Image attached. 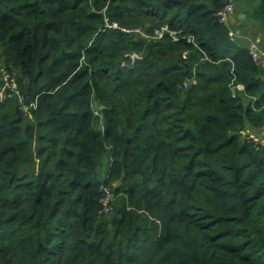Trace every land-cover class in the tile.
<instances>
[{
  "label": "trees",
  "instance_id": "16d2710c",
  "mask_svg": "<svg viewBox=\"0 0 264 264\" xmlns=\"http://www.w3.org/2000/svg\"><path fill=\"white\" fill-rule=\"evenodd\" d=\"M227 2L0 0V264H264V70Z\"/></svg>",
  "mask_w": 264,
  "mask_h": 264
},
{
  "label": "built area",
  "instance_id": "2783aa9c",
  "mask_svg": "<svg viewBox=\"0 0 264 264\" xmlns=\"http://www.w3.org/2000/svg\"><path fill=\"white\" fill-rule=\"evenodd\" d=\"M233 1L232 0H228L227 4L223 7L222 11L219 12V19L222 23L226 24V26H230L228 27L229 31H228V36L231 40H238L237 38L239 37V34L237 32H235L234 29H232L231 27V17L233 15ZM108 27H112V28H116L115 24L112 25H107ZM164 29L161 30V32L157 33V35L160 37L161 33ZM125 31V30H123ZM126 32H129L126 30ZM242 39V36L241 38ZM246 48L248 50L249 55L251 56V59L257 63L261 69L264 70V48L262 46H260L257 43L251 42L246 44ZM9 87L12 90H15V87L13 85V83H9ZM236 90L238 91H243V86L242 85H237L235 87ZM14 94H16V97L18 98V100L21 102L22 98L15 92ZM21 113L24 116V118L26 120H28L31 117V109H35V105L34 104H30L29 106H25L24 104L21 106ZM100 190L103 192V198L101 199V209L99 211L100 214H107L109 212H111L112 210V205H113V201H114V197L112 192L104 187V186H100Z\"/></svg>",
  "mask_w": 264,
  "mask_h": 264
},
{
  "label": "rangeland",
  "instance_id": "374dc122",
  "mask_svg": "<svg viewBox=\"0 0 264 264\" xmlns=\"http://www.w3.org/2000/svg\"><path fill=\"white\" fill-rule=\"evenodd\" d=\"M233 3V9L236 8V13H237V16L235 15V11L233 10V16H232V24H231V27L232 29L235 30V32H237L239 34V37L237 38L239 41L241 42H244V44H248V43H251V42H254V43H257L260 45L261 41H260V37L259 36H255L252 32H251V27L247 24V25H242V27H234L233 26V19H235L236 21V24L238 23L236 17H238L239 13H242V9H244L246 12H249V8H250V3L245 1V0H238L235 4L234 2ZM236 16V17H235ZM254 35V36H253ZM242 36V39H240ZM6 76V75H5ZM5 76L3 75V80L6 83L7 80L5 79ZM2 98H4V96H2ZM11 99V98H10ZM2 100V99H1ZM93 108L97 109V106L96 104L94 103L93 104ZM31 120V117L28 119V121ZM264 140V139H263ZM262 144H264V141H262Z\"/></svg>",
  "mask_w": 264,
  "mask_h": 264
},
{
  "label": "crops",
  "instance_id": "0c3cea01",
  "mask_svg": "<svg viewBox=\"0 0 264 264\" xmlns=\"http://www.w3.org/2000/svg\"><path fill=\"white\" fill-rule=\"evenodd\" d=\"M232 16H233V15H232ZM235 17H236V16H235ZM236 19H237V17H236ZM237 21H238V20H237ZM231 24H232V17H231ZM239 25H243V23L238 21V23L236 24L235 19H233V26H234V27H240ZM240 28H241V27H240Z\"/></svg>",
  "mask_w": 264,
  "mask_h": 264
}]
</instances>
